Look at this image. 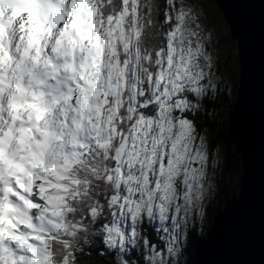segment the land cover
Masks as SVG:
<instances>
[{
	"label": "snow or ice",
	"instance_id": "snow-or-ice-1",
	"mask_svg": "<svg viewBox=\"0 0 264 264\" xmlns=\"http://www.w3.org/2000/svg\"><path fill=\"white\" fill-rule=\"evenodd\" d=\"M233 7L222 54L196 0H0V264H190L226 115L260 211L241 180L213 264H264V0Z\"/></svg>",
	"mask_w": 264,
	"mask_h": 264
},
{
	"label": "water",
	"instance_id": "water-1",
	"mask_svg": "<svg viewBox=\"0 0 264 264\" xmlns=\"http://www.w3.org/2000/svg\"><path fill=\"white\" fill-rule=\"evenodd\" d=\"M218 9L223 8L220 12L223 18L229 25L230 37L236 41V36L239 35V24L236 17V11L233 7L234 0H214ZM257 6L261 5V0H252ZM227 14V15H225ZM229 20L232 22L229 23ZM235 33V34H234ZM246 73L248 75L254 74V68L249 62L248 56L245 57ZM228 119V117H227ZM228 133V131H227ZM229 139L232 142L231 136ZM234 153L238 155L240 159V177L238 181V191L236 196L227 198L223 206L217 210L210 224L209 229L203 238L199 239L193 246V264H213V262L223 259L224 257L218 250V241L221 234L240 217L246 208V202H242L240 199V182L242 180V195L249 194L255 203L257 220L259 219L260 211V188H259V156L256 158L251 155H247V159L244 161L240 158V147L233 143ZM237 147V151H236ZM241 151H244V146L241 145ZM209 233L212 238L209 239Z\"/></svg>",
	"mask_w": 264,
	"mask_h": 264
},
{
	"label": "rangeland",
	"instance_id": "rangeland-1",
	"mask_svg": "<svg viewBox=\"0 0 264 264\" xmlns=\"http://www.w3.org/2000/svg\"><path fill=\"white\" fill-rule=\"evenodd\" d=\"M196 2H199L203 5L204 17H205L203 23L207 26V28H210L214 34L218 32L222 36V39L219 43V49L221 53L224 54L230 44L233 46L236 44L235 40H233L230 37L228 23L223 18L222 13L218 9L214 0H196ZM232 54L233 56L235 55L234 47L232 48ZM221 150L222 152H224L223 145H221ZM239 176H237V174H232L227 177L225 184L228 185V198L232 197L230 193L232 192L233 189L236 190V193L234 194V196H236L237 191H238ZM220 178H221V175H220ZM220 178H219V188L222 189L223 187L222 185L224 184V182H220ZM220 192L221 190H219V195L217 196L216 200L211 205V207L214 206L216 202H219L221 200L220 198L222 197V194L220 195ZM207 220H208V217L204 223V227L207 223ZM187 247H189V243ZM186 258H187V253H186Z\"/></svg>",
	"mask_w": 264,
	"mask_h": 264
},
{
	"label": "trees",
	"instance_id": "trees-1",
	"mask_svg": "<svg viewBox=\"0 0 264 264\" xmlns=\"http://www.w3.org/2000/svg\"><path fill=\"white\" fill-rule=\"evenodd\" d=\"M225 140L224 142L221 144L223 145V150H224V154L226 155L227 159L222 161L221 164V178H220V182H224L227 179V177L229 175L232 174H237V176L240 175V159L238 157V155H236L234 153V149H233V144L229 139L228 133H227V115H226V119H225ZM240 177V176H239ZM222 185V189L220 192V195L222 194V197L220 198L221 200L219 202H216V204L212 207H210L209 209V214H208V220L207 223L204 227V234H201L199 231L195 232L193 234V238L190 239L189 241V247H188V251H187V259L190 261V264H193V246L194 244L201 238L204 237V235L206 234L207 230L210 227L211 221H212V217L214 215V213L219 210L225 200L228 198V185ZM236 193V190L233 189L232 192L230 193L232 196H234V194Z\"/></svg>",
	"mask_w": 264,
	"mask_h": 264
}]
</instances>
